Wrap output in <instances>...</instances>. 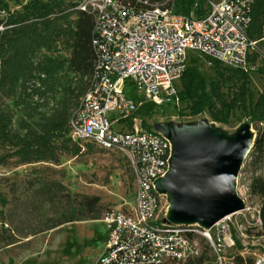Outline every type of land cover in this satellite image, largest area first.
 <instances>
[{"label":"built area","instance_id":"2783aa9c","mask_svg":"<svg viewBox=\"0 0 264 264\" xmlns=\"http://www.w3.org/2000/svg\"><path fill=\"white\" fill-rule=\"evenodd\" d=\"M184 6L182 0H80L75 6L94 15L95 62L69 120L70 135L125 157L136 176L135 204L103 215L108 238L96 264H194L207 247L211 258L203 264H226L227 252L237 245L230 223L235 213L212 227L174 223L163 215L157 181L170 169L173 145L160 129L138 127L141 103L124 90L131 81L156 105L178 104L176 84L188 67L189 50L200 51L210 64L248 70V57L259 43L249 35L254 0H193L186 3L189 13ZM0 13L7 19L6 11ZM114 111L134 128L116 130L118 119L109 118ZM252 264H264V235Z\"/></svg>","mask_w":264,"mask_h":264},{"label":"rangeland","instance_id":"374dc122","mask_svg":"<svg viewBox=\"0 0 264 264\" xmlns=\"http://www.w3.org/2000/svg\"><path fill=\"white\" fill-rule=\"evenodd\" d=\"M27 1L0 0V4H6L11 11L20 13L22 5ZM58 1L54 0L57 6L53 14L56 18L51 25L45 27L44 24H39L35 30L43 35L47 33V42L36 46L37 49L32 51L35 65L32 75L26 81H19L14 88L0 87V112L3 119L8 121L10 132L22 137L31 133L47 132L45 129L48 125L62 120L65 134L56 138V143L66 142L79 147L80 151L76 156L62 155L57 164L38 162L17 165L13 162L16 159L14 157L8 165H0V211H7L11 204L12 194L6 185L13 183L17 178L32 175L33 171L40 176L63 181L73 192L99 195L106 211L130 208L135 204L136 189V176L131 163L116 152L104 150L92 142L78 143L70 135L69 120L80 104L90 75L74 72L69 66L72 32L78 14L74 3L77 4L80 0ZM259 1L254 0L255 6ZM178 7L177 5L176 9ZM4 19L5 16L0 13V20ZM254 26L253 36L259 43L250 53L246 65L249 71L246 107H235L234 112L225 120L217 121L209 110L192 114L188 107L189 102L182 100L181 95L178 104L171 102L156 105L146 100L134 83L127 81L124 88L126 96L141 103L136 113L138 127L158 128L162 124L164 127L186 129L190 126L203 128L204 125H212L229 140L235 138L243 127L250 129L254 136L259 130L264 131V119L253 120L248 105L250 101L254 104L258 100L264 87V13L259 15L252 27ZM188 66L196 67L200 78L205 80L208 92L211 91L212 85H219L227 101L235 97L243 82L237 67L223 63L210 64L198 50L188 51ZM176 85L180 91L183 78L177 81ZM109 118L118 119L113 122L116 130L134 128L132 120H129V124L127 120H119L118 111L109 113ZM11 150V147L0 144V156ZM256 176L264 179V156L253 160L249 152L236 179L235 190L245 207L236 212L230 221L235 227L237 245L227 252L226 264H237L238 256L253 259L264 235L258 212L261 198L251 192L252 179ZM4 177H9V180L6 181ZM170 203L169 194L163 193V215L168 216ZM18 209L19 212L14 214L15 224L23 227L20 224L22 213L20 208ZM46 215L47 208L43 213L44 217ZM4 235L0 225V264H96L105 250L108 228L103 217L100 220L76 221L24 238L12 245H5ZM201 242L206 247L205 240L201 239ZM203 251L206 257L211 258L209 247Z\"/></svg>","mask_w":264,"mask_h":264},{"label":"trees","instance_id":"16d2710c","mask_svg":"<svg viewBox=\"0 0 264 264\" xmlns=\"http://www.w3.org/2000/svg\"><path fill=\"white\" fill-rule=\"evenodd\" d=\"M132 1V0H130ZM150 2H162L164 0H149ZM60 2V0L58 1ZM184 11L189 13L193 0H182ZM77 4L74 3V6ZM54 0L44 2L42 0H28L22 5V11L15 13L6 4H0V11L7 12V19L0 20L5 29L0 31V87L14 88L19 81L28 80L32 75L35 65L33 63V49L36 46L46 44V35L35 30L39 24L45 27L51 25L56 18L53 14L56 10ZM183 7V6H182ZM75 27L72 32L71 51L69 57L70 69L74 72L89 76L92 73L95 52L93 49L94 15L90 12L77 10ZM264 13V0H260L254 6L252 23L249 35L254 38L255 26L253 23ZM57 16V15H56ZM53 17V18H52ZM58 18V17H57ZM55 26V25H54ZM58 30L59 28L56 27ZM34 31V32H32ZM6 55V56H5ZM219 64V62H214ZM243 79L235 97L227 101L220 90L219 85L211 87L207 91L205 80L200 78L196 67L188 66L182 75L183 87L180 90L181 99L189 102L188 107L192 114H200L209 110L217 121H223L229 116L235 107H246L248 92V70L236 69ZM181 78V79H182ZM238 105V106H237ZM253 120L264 119V87L258 100L248 103ZM0 112V144L11 147V151L0 156V165H8L11 158L17 165H27L38 162L57 164L62 155H78L80 148L69 145L66 142L56 143V138L63 137L65 129L63 121H54L46 127L47 132L31 133L24 137L17 133H11L8 129V121H5ZM250 155L254 159L264 156V131H258L255 136ZM9 180V177H4ZM24 185L23 187H20ZM12 194L11 204L7 211H0V225L5 233V245H12L24 238L35 236L42 232L57 229L64 225L81 220H99L103 218L106 207L99 195L73 192L68 185L57 179H50L38 175L34 171L32 175H25L21 179H15L6 185ZM251 192L261 198L260 217L264 227V179L253 177ZM21 215V225L15 224L14 214ZM47 208L46 217L43 216ZM264 233V231H263ZM238 244L241 246L240 241ZM204 254L194 264H203L206 259ZM247 264H252V258L246 259ZM245 259L237 257V264H244Z\"/></svg>","mask_w":264,"mask_h":264},{"label":"water","instance_id":"95a60500","mask_svg":"<svg viewBox=\"0 0 264 264\" xmlns=\"http://www.w3.org/2000/svg\"><path fill=\"white\" fill-rule=\"evenodd\" d=\"M205 126L198 127V134L187 127L183 129L187 136L172 135L175 147L166 179L168 192L160 183L163 177L158 179L157 187L160 192L169 194L175 217L202 220L204 224L197 222L212 227L224 217L245 207L235 190L236 179L256 135L248 149L249 129L243 127L232 139L233 144L224 146L222 139L213 137ZM170 128L174 131L176 127ZM158 129L168 137L166 127L161 124ZM167 218L171 222L180 223L169 216Z\"/></svg>","mask_w":264,"mask_h":264},{"label":"bare ground","instance_id":"6f19581e","mask_svg":"<svg viewBox=\"0 0 264 264\" xmlns=\"http://www.w3.org/2000/svg\"><path fill=\"white\" fill-rule=\"evenodd\" d=\"M206 130L207 132L211 133L213 135V137H220L222 139V143L224 146H230L233 144L234 141H229L227 140L223 134L217 130L214 129V127L212 125H206ZM188 129H190L192 132L198 134L199 132V128L198 127H195V126H190L188 127ZM166 133L168 135V137H170L169 139L171 140L172 142V145L173 147H175V143L173 141V134H181L183 136H187L186 133L184 132L183 129L179 128V127H176L174 131H171V128L170 127H166ZM247 138L249 140V145H248V149L249 147L251 146L252 142H253V138H254V134L253 132L249 129L248 132H247ZM248 152V150H247ZM247 155V153H246ZM168 177V172L163 176V178L160 180V183L163 187V189H165V191L168 192V189H167V185H166V179ZM173 202L171 201L169 207H168V216L173 220V221H176V222H180V223H195L197 221H199L201 224H204V222L202 220H194V219H185V218H180V217H175L174 214H173Z\"/></svg>","mask_w":264,"mask_h":264},{"label":"crops","instance_id":"0c3cea01","mask_svg":"<svg viewBox=\"0 0 264 264\" xmlns=\"http://www.w3.org/2000/svg\"><path fill=\"white\" fill-rule=\"evenodd\" d=\"M100 220V219H99ZM108 238V237H107Z\"/></svg>","mask_w":264,"mask_h":264}]
</instances>
